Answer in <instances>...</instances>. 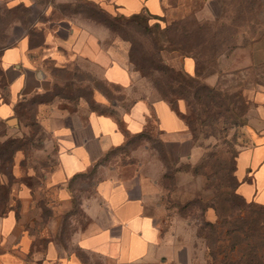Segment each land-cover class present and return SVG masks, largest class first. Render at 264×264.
Returning <instances> with one entry per match:
<instances>
[{
	"label": "crops",
	"instance_id": "crops-1",
	"mask_svg": "<svg viewBox=\"0 0 264 264\" xmlns=\"http://www.w3.org/2000/svg\"><path fill=\"white\" fill-rule=\"evenodd\" d=\"M82 1L112 15L146 13L162 25L181 11L202 21H242L236 24L241 46L221 64L264 67V0ZM15 26L22 33L0 53V264H195L194 239L182 220L167 219L161 201L164 156L179 164L195 151L182 116L185 101L130 97L133 71L106 44L109 29L93 19ZM172 53L196 75L195 57ZM64 85H74L72 92ZM110 88L124 96L112 99ZM255 99L262 115L237 153L236 193L264 205V89ZM27 111L33 119L25 122ZM33 126L45 132L37 160L27 148L37 138Z\"/></svg>",
	"mask_w": 264,
	"mask_h": 264
},
{
	"label": "rangeland",
	"instance_id": "rangeland-1",
	"mask_svg": "<svg viewBox=\"0 0 264 264\" xmlns=\"http://www.w3.org/2000/svg\"><path fill=\"white\" fill-rule=\"evenodd\" d=\"M29 2L28 8H9L7 0H0V53L22 33L23 27L15 26L19 20L45 23L72 17L93 19L95 26L108 28L106 44L114 46L133 71L130 97L185 101L182 116L195 151L179 164L164 156L168 169L161 201L167 219L182 220L194 239L195 264H264V205L241 198L235 177L237 153L251 140L262 115L255 96L264 89V67L230 70L220 61L241 46L236 42L242 29L236 24L242 21L234 20L232 25L202 21L194 12L181 11L168 14L163 25L146 13L136 17L117 13L118 21L111 25L96 5L82 0ZM172 52L195 57L198 76L189 75ZM1 72L0 65V90L4 85ZM98 79L95 74V86ZM70 86L64 85V92L71 93ZM108 92L112 99L124 96L117 88ZM95 107L100 108L96 103ZM31 115L27 111L25 122L33 119ZM40 130L37 126L29 130L37 135L27 147L32 160L39 159L33 154L44 144L45 132Z\"/></svg>",
	"mask_w": 264,
	"mask_h": 264
},
{
	"label": "trees",
	"instance_id": "trees-1",
	"mask_svg": "<svg viewBox=\"0 0 264 264\" xmlns=\"http://www.w3.org/2000/svg\"><path fill=\"white\" fill-rule=\"evenodd\" d=\"M96 8H97V10L99 11V12H101V13H105L106 15H107V17H109L110 19H111V25H112V22L113 23H115V21H118V17L117 16H115V15H112V14H109L108 12H106L105 10H103L101 7H99V6H97L96 5ZM136 16H140V15H135V16H133V17H136ZM190 75V74H189ZM196 75H197V73H196ZM192 76V75H191ZM194 76V75H193ZM198 76V75H197ZM196 76V77H197ZM166 99H168V98H166ZM169 101H171L172 103H173V105H175L176 106V103L175 102H173L172 100H170V99H168ZM13 145V143L11 142V141H9V142H7L3 147H4V150H5V152H7L8 150H10V148H11V146ZM245 236L246 237H248V234H245Z\"/></svg>",
	"mask_w": 264,
	"mask_h": 264
}]
</instances>
